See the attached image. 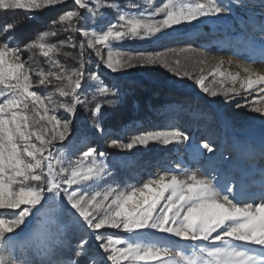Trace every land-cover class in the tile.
Wrapping results in <instances>:
<instances>
[{
  "label": "snow or ice",
  "instance_id": "1",
  "mask_svg": "<svg viewBox=\"0 0 264 264\" xmlns=\"http://www.w3.org/2000/svg\"><path fill=\"white\" fill-rule=\"evenodd\" d=\"M67 2L0 0V10H25L29 18L34 19L36 12ZM72 2V8L62 11L51 22V30L39 32L23 46H10L14 23L0 26V32L4 33V40L0 41V245L5 251L29 248L30 241L14 238L25 230L46 201H52L66 218L63 231L71 230L78 242L70 259L52 258L56 248H50L45 253L48 259L39 264H264V189L259 203L255 202V197L243 202L237 199L227 180L223 184L214 183L215 176L210 179L196 173L182 179L165 172L140 186L89 192L83 189H90L93 183L108 175L102 159L107 154L88 147L75 163L68 162L65 166L63 145L71 136L79 106L88 103L86 98H81L85 84L94 82L93 101L99 98L112 103L106 99L112 89L100 81L97 73L86 74L91 62L90 58L85 59L86 50H92L98 62L113 72L118 70L117 65L120 68L134 66V60L151 64L155 62L153 57H145L143 53L114 55V45L127 39L153 37L185 22L229 12L230 8L224 7L220 0H159V6L154 0H147L149 8L131 12L125 11L115 0ZM110 10H115L114 22L106 20ZM88 20L94 21V26H81ZM57 24L63 31L82 37L79 55L74 57L78 67L69 69L55 59L63 47H75L72 36L57 43L48 42L50 37L58 35ZM261 32H264V19ZM33 50H38L48 60L49 71L34 70L23 59L22 52ZM173 51L179 55L187 49ZM179 63L177 60L176 64ZM214 71L233 84L239 79L244 92L256 91L258 86L264 85V73H257L251 67L242 68L246 73L242 78L239 73L221 72L220 64ZM177 74L180 73L177 71ZM34 75L37 77L35 85ZM53 80L57 82L55 93L45 96L34 90L46 88ZM195 83L211 96L222 93L226 99H231L242 95L240 89L225 87L223 79L216 90L205 86L203 75ZM56 94L65 99L55 100ZM258 96L259 99L252 98L251 110L264 116V107L256 106L264 104V87H259ZM248 106L247 100L244 105H237ZM59 109H63L67 118L59 114ZM90 111L96 121L94 127L103 132L100 122L103 104L96 102ZM189 139L179 129H171L143 132L127 143L113 140L112 146L132 150L153 142L170 145ZM202 148L209 153L213 151L209 143H204ZM107 229L120 230L128 237H105L101 230ZM148 230L169 234L185 243L161 246L158 241L145 242L141 233ZM93 238L97 242L95 251L89 246ZM63 244L61 240L59 246ZM0 264L37 262L27 257L4 255L0 256Z\"/></svg>",
  "mask_w": 264,
  "mask_h": 264
},
{
  "label": "rangeland",
  "instance_id": "2",
  "mask_svg": "<svg viewBox=\"0 0 264 264\" xmlns=\"http://www.w3.org/2000/svg\"><path fill=\"white\" fill-rule=\"evenodd\" d=\"M115 2L125 11L131 12L150 7L147 0H115ZM220 2L224 7L230 8V11L173 26L153 37L127 39L114 45V55L134 56L143 53L145 57L152 56L154 63L149 64L145 61L139 64L134 60L132 62L134 66L120 68L117 65L118 70L113 72L98 62L92 50H86L85 59L91 60L87 65L86 74L97 73L100 81L112 89V94L106 98L112 103L108 104L99 98L93 101L94 82L88 81L81 94V98H86L88 103L79 106L71 136L63 145L65 166L68 162L75 163L81 152L86 151L88 147L107 154L102 159L107 166L108 175L103 180L93 183L90 189L83 190L89 192H102L108 188L123 190L133 185L140 186L150 178L158 177L165 172L176 174L182 179L186 175L196 173L207 175L210 179L215 176L214 183L219 181L223 184L227 180L228 185L234 188L237 199L243 202H250L249 197H255L256 203L260 202L259 196L264 189V116L251 110L253 106L251 101L253 97L259 99V87L264 85L258 86L256 91L244 92L240 87L239 79L233 84L214 70L217 64H220L221 72L233 75L239 73L241 78L246 76L242 71L246 66L257 73H264V43H262L264 32H261L264 0H220ZM154 3L159 6V0H154ZM61 6L65 7L54 14L51 13ZM72 7V0H68L67 3L36 12L34 19H44L46 16L48 20L44 28H40L35 33L34 39L39 32L51 30L53 27L51 22L58 14ZM8 11L16 16L24 13L28 20L31 19L25 10ZM115 17V10H110L107 12L106 20L114 22ZM94 24V21L88 20L81 26L91 27ZM55 28L58 35L50 37L48 42L57 43L67 40L69 36H72L75 42L74 48L63 47L55 59L69 69L78 67L74 57L79 55L82 37L72 31H63V27L59 24ZM3 40L4 33L0 32V41ZM9 43L12 47L19 46L12 39ZM194 45L196 49H193ZM182 48L187 51L179 55L173 51ZM103 54L106 57V50ZM29 56H32L31 60ZM157 56L159 59H156ZM22 57L34 70L43 69L47 72L51 67L38 50L24 51ZM177 60L180 62L179 65L176 64ZM185 72L188 73L187 76L184 75ZM202 75L205 77V86L210 90L219 89V81L223 79L225 87L240 89L242 95L231 99H226L222 93L211 96L195 83V80ZM36 79L34 75V85ZM144 80L153 84L154 88H158L155 86L157 84H163L165 90H172L176 94L170 95L174 97V101L167 103L160 110L166 115L165 120L152 124H143L136 120L127 124L121 131L107 128L104 125L105 118L122 103V94L131 89L130 85H141ZM56 87L57 82L53 80V83L46 88L36 87L34 90L46 96L55 93ZM54 99L60 101L65 98H60L56 94ZM246 100L249 102L248 107H237L244 105ZM65 102L70 101L65 100ZM96 102L103 104V117L100 121L103 132L94 127L96 121L90 111ZM256 106L264 107V104ZM58 112L62 117L67 118L63 109H59ZM171 129H179L190 139L183 143H175L174 150L160 160L152 161L140 154V148H145L147 151V147L152 143L148 146H137L132 150H121L112 146L113 140L127 143L143 132ZM204 143H209L213 148L211 153L202 148ZM155 144L160 145V143ZM65 222L66 218L57 204L46 201L44 208L31 218L25 230L14 238L18 241H30V247L23 251L20 247L5 251L4 246L0 245V256L27 257L39 264L40 261L48 259L45 253L50 248H56L57 251L64 250L66 256L54 259L60 261L70 259L78 240L71 230L63 231ZM101 233L105 237L108 235L117 238L128 237L127 233L116 229L101 230ZM141 236L146 238L145 242L158 241L161 246H166L168 243L180 245L185 243L179 238L155 230H148L146 233H141ZM61 240L64 241L63 247L59 246ZM96 244L93 238L89 245L93 251L96 250Z\"/></svg>",
  "mask_w": 264,
  "mask_h": 264
},
{
  "label": "trees",
  "instance_id": "3",
  "mask_svg": "<svg viewBox=\"0 0 264 264\" xmlns=\"http://www.w3.org/2000/svg\"><path fill=\"white\" fill-rule=\"evenodd\" d=\"M65 6L52 10V14L63 9ZM51 14V15H52ZM42 17V16H40ZM42 19V21H40ZM48 18L39 19H27L24 13L19 15H13L10 11L0 10V26L7 23H14L16 25L14 31L11 33V39L19 46H23L28 41L34 39L35 33L44 28ZM197 47L194 45L193 49ZM158 88H154V85L148 81H143L141 85H130L131 88L128 92H124L122 103L116 106L110 114L105 118L104 125L107 128H111L114 131H121L129 123H133L136 120L141 121L143 124L158 123L165 120L164 114L160 112L161 108L169 102L174 101V97L170 95H176L172 90H165L163 84L155 85ZM175 143L170 145H162L152 143L145 148H140V154L144 158L150 160H160L168 153L174 150ZM57 251L53 258H60L66 256V252Z\"/></svg>",
  "mask_w": 264,
  "mask_h": 264
}]
</instances>
